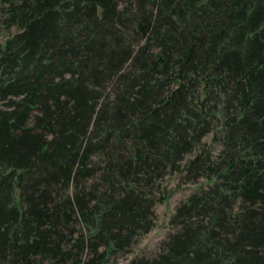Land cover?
Returning <instances> with one entry per match:
<instances>
[{
	"label": "trees",
	"instance_id": "1",
	"mask_svg": "<svg viewBox=\"0 0 264 264\" xmlns=\"http://www.w3.org/2000/svg\"><path fill=\"white\" fill-rule=\"evenodd\" d=\"M0 16L17 27L0 264H101L149 230L153 183L192 151L184 179L208 186L133 264H264V0H0Z\"/></svg>",
	"mask_w": 264,
	"mask_h": 264
},
{
	"label": "rangeland",
	"instance_id": "2",
	"mask_svg": "<svg viewBox=\"0 0 264 264\" xmlns=\"http://www.w3.org/2000/svg\"><path fill=\"white\" fill-rule=\"evenodd\" d=\"M3 24L0 16L1 47H3L6 38L17 31V27L7 28ZM216 127L202 138L205 148L212 154H216L220 149V143L214 139ZM192 154H194L193 151L184 156L178 169L165 173L153 183L151 192H149L154 199V205L151 208L153 213L149 217L152 221L149 230L134 235L123 250L109 258H104L101 264H133L134 260L142 257L149 259L161 252L163 243L168 239V236L177 230L178 220L176 219L177 222L172 220L177 206L192 194L206 188L209 183L204 177L197 180L184 179L183 165Z\"/></svg>",
	"mask_w": 264,
	"mask_h": 264
}]
</instances>
